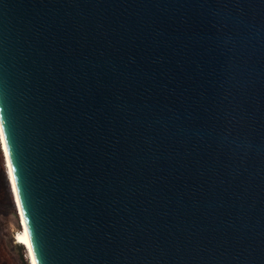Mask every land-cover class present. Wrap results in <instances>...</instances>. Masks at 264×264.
<instances>
[{
    "label": "water",
    "instance_id": "95a60500",
    "mask_svg": "<svg viewBox=\"0 0 264 264\" xmlns=\"http://www.w3.org/2000/svg\"><path fill=\"white\" fill-rule=\"evenodd\" d=\"M0 126L36 264H264V0H0Z\"/></svg>",
    "mask_w": 264,
    "mask_h": 264
},
{
    "label": "rangeland",
    "instance_id": "374dc122",
    "mask_svg": "<svg viewBox=\"0 0 264 264\" xmlns=\"http://www.w3.org/2000/svg\"><path fill=\"white\" fill-rule=\"evenodd\" d=\"M1 147L0 143L2 155L0 160V264H29L27 250L15 243V237L21 233L22 227L15 198H13L14 195L12 196L13 191L11 193L12 200H10L7 192L6 184L9 185L8 179L10 183V177L8 174V179L6 178L8 168ZM10 186L8 188L11 192L12 187L10 189Z\"/></svg>",
    "mask_w": 264,
    "mask_h": 264
},
{
    "label": "bare ground",
    "instance_id": "6f19581e",
    "mask_svg": "<svg viewBox=\"0 0 264 264\" xmlns=\"http://www.w3.org/2000/svg\"><path fill=\"white\" fill-rule=\"evenodd\" d=\"M0 132L2 134L1 126H0ZM0 141H1V144H2V150L4 152V156H5V159H6V162H7V168H8V174H9V177H10V183H11L13 195H14V198H15V202H16V205H17V209H18V212H19L20 221H21V227H22L21 233L20 234L18 233L19 235L17 234L16 237H15V243L17 245H21L23 248H25L27 250L29 263L30 264H36L34 256H33V252H32L31 243H30L29 236H28V231H27V228H26V224H25V221H24L23 214H22V210H21V206H20L17 190H16V187H15L13 174H12V170H11V165H10V161H9V157H8V152H7V148H6V144H5L3 136L0 138Z\"/></svg>",
    "mask_w": 264,
    "mask_h": 264
},
{
    "label": "trees",
    "instance_id": "16d2710c",
    "mask_svg": "<svg viewBox=\"0 0 264 264\" xmlns=\"http://www.w3.org/2000/svg\"><path fill=\"white\" fill-rule=\"evenodd\" d=\"M1 143V142H0ZM2 145V144H1ZM2 148V147H1ZM3 151V150H2ZM3 154H4V152H3ZM1 151H0V160H1ZM3 158L5 159V156L3 155ZM6 161V160H5ZM6 163V162H5ZM7 169V168H6ZM6 171V170H5ZM6 178L8 179V172H6ZM8 184L9 185H7L6 184V188H7V192H8V195H9V198H10V200H12V197H11V193H12V190H11V192H10V190H9V188H8V186H10V183H9V179H8ZM10 189H11V186H10ZM12 196H13V194H12ZM13 198H14V196H13ZM14 205H15V203H14ZM16 206V205H15ZM0 255H1V250H0ZM3 257V256H2ZM30 264V263H29Z\"/></svg>",
    "mask_w": 264,
    "mask_h": 264
}]
</instances>
